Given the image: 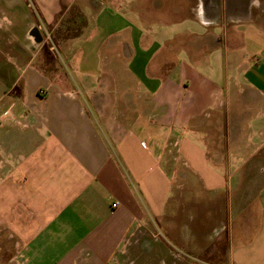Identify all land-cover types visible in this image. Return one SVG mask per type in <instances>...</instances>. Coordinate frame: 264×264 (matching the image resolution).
I'll return each mask as SVG.
<instances>
[{
    "label": "crops",
    "instance_id": "crops-1",
    "mask_svg": "<svg viewBox=\"0 0 264 264\" xmlns=\"http://www.w3.org/2000/svg\"><path fill=\"white\" fill-rule=\"evenodd\" d=\"M59 24L48 72L30 32ZM0 26V264H264V0H0Z\"/></svg>",
    "mask_w": 264,
    "mask_h": 264
},
{
    "label": "rangeland",
    "instance_id": "rangeland-1",
    "mask_svg": "<svg viewBox=\"0 0 264 264\" xmlns=\"http://www.w3.org/2000/svg\"><path fill=\"white\" fill-rule=\"evenodd\" d=\"M77 5V4H75ZM74 5L73 9H71L70 12H66L60 21V24H65L68 21H78L77 17V9L76 6ZM4 22H6L5 19H3ZM77 23V22H76ZM58 25V28L52 29V26H46V28L41 29L42 32V45H41V53L43 57L46 59V63L44 64V68L48 72H53L55 69H57V60L54 57L53 54L56 51L55 48L57 47V43L61 40H63L66 35H72V32H68L65 30V28L61 27V25ZM6 26V25H5ZM62 30L63 32L66 33V35H60L57 33V31ZM7 31L6 27L0 26V106L5 104L7 105V101L13 98L14 94L10 92V90L13 89L16 93L21 91L22 88V72L25 67L23 64V58H19L17 56V52H22L19 51V43L23 44V40L19 42H13V44H8L6 42V37H7ZM30 36H32L30 34ZM48 37V38H47ZM36 42H38L34 36H32V39ZM34 44V43H33ZM35 45V44H34ZM53 48V49H52ZM27 54H31L29 49L27 48V51H25ZM61 63L64 64L65 62V55L63 52H59L58 58ZM118 116V115H117Z\"/></svg>",
    "mask_w": 264,
    "mask_h": 264
},
{
    "label": "water",
    "instance_id": "water-1",
    "mask_svg": "<svg viewBox=\"0 0 264 264\" xmlns=\"http://www.w3.org/2000/svg\"><path fill=\"white\" fill-rule=\"evenodd\" d=\"M30 33L35 37L38 42L42 41V35L37 28H34Z\"/></svg>",
    "mask_w": 264,
    "mask_h": 264
},
{
    "label": "trees",
    "instance_id": "trees-1",
    "mask_svg": "<svg viewBox=\"0 0 264 264\" xmlns=\"http://www.w3.org/2000/svg\"><path fill=\"white\" fill-rule=\"evenodd\" d=\"M57 33H58V34H60V35H66V33H65V32H63L62 30H60V31H57ZM72 35H75V34L73 33ZM70 36H71V35H69V34H68V35H66L65 37H62V38H64V39H65V38H67V37H70Z\"/></svg>",
    "mask_w": 264,
    "mask_h": 264
},
{
    "label": "built area",
    "instance_id": "built-area-1",
    "mask_svg": "<svg viewBox=\"0 0 264 264\" xmlns=\"http://www.w3.org/2000/svg\"><path fill=\"white\" fill-rule=\"evenodd\" d=\"M117 205H118V202H116V203H113V206H114V207H116Z\"/></svg>",
    "mask_w": 264,
    "mask_h": 264
}]
</instances>
